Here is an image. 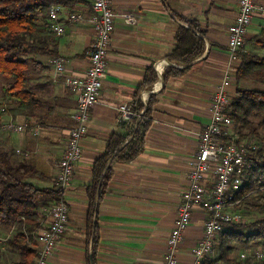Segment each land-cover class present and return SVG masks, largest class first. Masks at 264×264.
Here are the masks:
<instances>
[{
  "label": "crops",
  "instance_id": "0c3cea01",
  "mask_svg": "<svg viewBox=\"0 0 264 264\" xmlns=\"http://www.w3.org/2000/svg\"><path fill=\"white\" fill-rule=\"evenodd\" d=\"M111 3L117 16L106 74L99 100L90 108L81 157L62 193L68 206V223L47 264H88L96 230L95 264H164L166 239L181 192L188 186L198 133L210 119L213 87L230 62L227 33L237 14L238 0H111ZM88 6L89 0H79L70 7L63 6V13L86 12ZM126 12L134 14L135 24L124 21L121 14ZM176 14L199 23L202 33H195L204 41V52L182 74L164 78L166 71L184 67L169 59L176 44V31L180 26L188 27ZM262 28L264 16L255 13L247 31L245 52L264 55V45L254 40ZM93 39V29L85 21L67 22L61 35H52L49 45L64 58V74L56 75L46 56V79L30 80L31 85L38 87V107L45 97L46 107H34L29 116L14 117L16 122L25 124L22 132L0 134V148L12 152V164L26 161L46 177V181L27 179L37 187L51 185L73 124L71 114L76 96L65 85L64 76L85 73L89 64L86 51ZM148 70L154 80L145 85L143 76ZM238 85L246 87L248 81L236 82L233 74L231 95ZM151 97L154 101L144 149L132 161L111 163L112 176L90 215L87 185L92 179L94 161L106 148L110 136L125 130L117 117L118 104L134 106L138 100L142 104L140 110H144ZM7 119L8 116L2 117V121ZM37 125L39 130L35 134ZM207 180L210 182L211 177ZM39 212L43 214L41 227H45L49 213L46 214L45 208ZM204 217L199 210L193 212L178 251L179 264H193L189 250L203 235ZM2 227L0 223V231ZM36 243L37 250L39 242ZM21 258L6 251L5 244L0 243V264H16Z\"/></svg>",
  "mask_w": 264,
  "mask_h": 264
},
{
  "label": "trees",
  "instance_id": "16d2710c",
  "mask_svg": "<svg viewBox=\"0 0 264 264\" xmlns=\"http://www.w3.org/2000/svg\"><path fill=\"white\" fill-rule=\"evenodd\" d=\"M79 0H0V74L11 81L2 88L3 97L10 105H0V129L3 116L14 119L18 115L29 116L34 107H38L37 86L31 85L25 73L29 61L35 66L44 67L39 57L59 56L57 50L49 45L53 32L47 29L48 8L52 4L70 7ZM176 17L186 22L188 27L180 26L175 33L176 44L169 55L184 65L164 73L179 75L189 69L192 61L204 52V41L195 31H200L195 19ZM201 32V31H200ZM254 38L264 45V28ZM202 33V32H201ZM240 64L234 74L238 82L241 79H254L264 82V55L240 51ZM145 85L154 80L151 71L145 74ZM37 78H34L36 80ZM33 80V79H32ZM253 80V82H254ZM252 81V80H249ZM231 97L230 115L233 127L238 133V141L245 138L246 128L255 134L257 147H248L249 154L254 158L253 164L247 169L244 182L234 195L233 211L241 215L257 214L259 218L230 222L218 236L215 245L218 255L215 260H224L226 264H264V256L249 255L240 260L228 258V254L236 249V244H251L264 240V134L260 135L257 128L264 132V88L235 86ZM151 97L139 120L133 119L129 124H122L124 133H113L108 139L106 148L95 159L92 168V179L87 185L89 197V214L96 208L98 200L105 192L107 182L112 176L113 161L129 162L134 160L144 149V137L150 124ZM14 102V103H13ZM43 106V105H42ZM135 109L139 111L142 104L136 100ZM251 118H258L254 122ZM8 120V119H7ZM38 126V125H37ZM1 145V144H0ZM12 152L0 148V223L10 231L5 239L6 251L18 254L22 258L16 264H34L37 250L36 242L43 214L40 208H48L52 202L62 198V190L51 180L47 187H37L28 178L46 177L33 165L23 161L12 164ZM91 215V214H90ZM98 234L93 235L91 260L95 264V250ZM236 243V244H235Z\"/></svg>",
  "mask_w": 264,
  "mask_h": 264
},
{
  "label": "built area",
  "instance_id": "2783aa9c",
  "mask_svg": "<svg viewBox=\"0 0 264 264\" xmlns=\"http://www.w3.org/2000/svg\"><path fill=\"white\" fill-rule=\"evenodd\" d=\"M47 13V29L56 35L64 32L67 22L85 21L94 32V39L86 51L89 64L85 73L81 76H64L63 79L71 93L76 96V106L71 114L73 124L68 132L65 149L56 163L57 172L54 177V183L63 192L69 185L75 164L82 154V140L87 133L90 108L99 100L117 14L111 0H89L86 12L63 13L62 5L52 4ZM255 13L264 16V1L238 0L237 14L227 33L226 49L230 62L213 87L210 119L198 133L197 149L188 172V186L181 192L166 239L164 264H179L178 251L195 210L203 212L205 219L203 235L189 250L193 256V264H221L214 259L213 249L217 238L225 224L242 220L241 213L231 208L235 201L234 195L244 182L247 169L253 164L254 158L249 154L246 145L238 141V133L233 129L230 85L240 64V51L246 45L247 31ZM121 16L128 24L136 23L132 12L123 13ZM48 64L56 75L64 74L63 57L51 56ZM116 110L118 120L124 124H129L134 118L139 120L143 111H137L132 103L118 104ZM1 128L8 132H22L25 124L8 119L1 124ZM38 130L36 126L34 133L37 134ZM208 177H211L210 182ZM68 219L69 211L64 199L54 202L49 211L47 225L38 231L39 246L34 264L48 263ZM255 254L258 257L264 256L261 252Z\"/></svg>",
  "mask_w": 264,
  "mask_h": 264
},
{
  "label": "rangeland",
  "instance_id": "374dc122",
  "mask_svg": "<svg viewBox=\"0 0 264 264\" xmlns=\"http://www.w3.org/2000/svg\"><path fill=\"white\" fill-rule=\"evenodd\" d=\"M261 42L264 43V39H261ZM262 54H264V53H262ZM39 59L42 61V64L44 65L43 68L33 65V63L31 61H29V66L25 68V73L27 74L28 77L32 78L33 80H34V78L46 79V67H45L46 66V57H39ZM249 80H252V81H249ZM253 80L254 79H246V81H248L247 86L264 88V82L255 81V80L253 82ZM10 81H11V79L9 77H6V76L0 74V105L5 104L7 106V105L11 104V102L9 100H5V98L3 97L4 96L3 92H2V88L4 86H6ZM35 90L37 91L38 89L35 88ZM43 106L46 107V97L43 101ZM38 108H42V106L38 107ZM40 112H42L41 109H40ZM251 119L254 122H257V120H258V118H251ZM233 129H234V127H233ZM235 129H234V131H236ZM241 131L246 132L247 135L245 136V138H243L240 141L243 142L246 145V147L247 146L248 147H257L258 140L256 139L255 134L246 128H242ZM257 131L260 135L264 134V132H262L260 127L257 128ZM10 133L11 132L5 131L2 128L0 129V134H2V135L4 134L7 136ZM43 133H46V132H43ZM51 204H53V202ZM51 206L48 208L47 207L45 208L46 214L49 213ZM259 216H261V215H257V214L244 215L243 214L242 218L244 220H253L256 217L259 218ZM2 228H3V231H0V243L5 244V239L7 238L8 234H10V231H8L7 228L4 226ZM256 252H261L262 255H264V240H259V241H256L254 243H251V244H238L237 243L236 249L228 254V258L234 259V260H240V259H243V258L249 256V255L255 254ZM217 255H218V252H217V250H215V257H217ZM220 262H221V264H226L224 262V260L220 259Z\"/></svg>",
  "mask_w": 264,
  "mask_h": 264
}]
</instances>
